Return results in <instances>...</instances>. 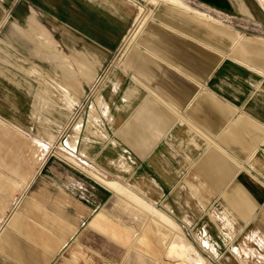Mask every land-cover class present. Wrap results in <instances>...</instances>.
Here are the masks:
<instances>
[{"label":"crops","instance_id":"crops-1","mask_svg":"<svg viewBox=\"0 0 264 264\" xmlns=\"http://www.w3.org/2000/svg\"><path fill=\"white\" fill-rule=\"evenodd\" d=\"M194 1L206 10L133 3L125 35L134 12L121 0H0V122L41 166L36 143L54 144L73 117L62 158L97 181L63 165L66 199L36 212L35 197H16L31 177L4 180L15 185L0 196V221L11 213L0 225V264H52L92 213L87 226L124 234L96 211L100 187L182 231L178 219L222 264H264V35L246 29L264 7ZM32 38L60 63L32 67Z\"/></svg>","mask_w":264,"mask_h":264},{"label":"rangeland","instance_id":"rangeland-1","mask_svg":"<svg viewBox=\"0 0 264 264\" xmlns=\"http://www.w3.org/2000/svg\"><path fill=\"white\" fill-rule=\"evenodd\" d=\"M121 1L126 3V7H131L130 10L134 12L132 23L125 32V35L129 33L135 20L137 9L133 3L137 5L139 11L143 9V6L147 10L154 9L156 4L160 2H172L206 10L204 7L196 4L197 2L195 3L194 0ZM254 2L257 4L256 0ZM259 2L264 7V2H261V0ZM210 14L223 21L227 20L224 16L218 17V14L215 12H210ZM259 17L260 19H256L254 25H247L246 29L249 32L264 35V9L259 13ZM125 35L116 53L117 55L112 57L114 58L113 64L115 65L121 61ZM31 40L32 43H35V57L37 58L32 67L41 69L44 63H60L58 60L61 59H53V61L45 60L46 53L48 54L45 44L37 43V40L34 38ZM52 45V47L61 51V47L56 41ZM117 58H119L118 62L116 61ZM20 63L31 65V60L21 59ZM107 66L102 68V74L105 73ZM25 73L33 75L31 70H26ZM3 104V100L2 102L0 100V105ZM1 117L6 120L4 115L1 114ZM73 122V117H71L65 123L62 136L54 144L42 145L43 143L40 141L36 143L37 147L45 154L44 162L41 166L36 163L35 157L27 159L24 150L15 147L14 141L20 136L13 128L0 122V196L5 192L4 190L6 189L4 187L6 185H9L11 188L15 185V183L9 184L7 181L4 182L7 178H14L16 182V180L21 181L31 177L28 186L22 192H19L16 197L20 200L29 196L35 197L38 204H34L33 210L36 212L46 211L50 206V201L56 197L62 200L66 199L67 195L64 193L66 186L62 183V166L71 165L78 169H83L82 166L67 162L62 158V153H66L67 155V152L61 149V140L69 132ZM16 125L21 127L25 134L27 133L30 136L39 138L38 134L29 130L23 124L18 123ZM23 159L27 160L26 164L21 163ZM50 166H53L56 170L46 172L45 169H50ZM2 169H6V171ZM83 170L90 179L96 181L85 169ZM100 190L104 199H102L103 201L96 211L103 209L110 218L122 226L124 234L116 236L112 235L109 231L87 226V221L92 216V213L89 217L78 222L76 233L69 239V244L58 252L52 264H222L220 252L217 251L213 254L207 246H201L198 239L201 235L193 234L194 231L191 232L185 228L178 219L174 220L181 226L183 232L168 220H158L154 214H151V217L147 219L146 214L142 212L140 214L135 213L134 209L136 207L130 201L125 198L119 199L109 189L100 187ZM10 214L0 221V225L5 223ZM75 240L78 241L77 244ZM70 245L73 246L70 247Z\"/></svg>","mask_w":264,"mask_h":264}]
</instances>
